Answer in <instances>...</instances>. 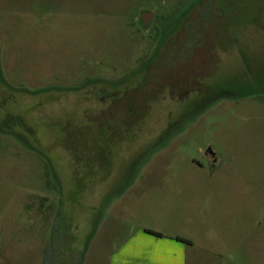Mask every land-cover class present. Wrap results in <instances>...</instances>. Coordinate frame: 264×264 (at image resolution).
I'll return each mask as SVG.
<instances>
[{
  "label": "rangeland",
  "instance_id": "1",
  "mask_svg": "<svg viewBox=\"0 0 264 264\" xmlns=\"http://www.w3.org/2000/svg\"><path fill=\"white\" fill-rule=\"evenodd\" d=\"M154 49L113 102L137 112L98 115L86 90L141 80ZM0 120V264H107L140 228L187 264H264V0H0Z\"/></svg>",
  "mask_w": 264,
  "mask_h": 264
},
{
  "label": "flooded vegetation",
  "instance_id": "2",
  "mask_svg": "<svg viewBox=\"0 0 264 264\" xmlns=\"http://www.w3.org/2000/svg\"><path fill=\"white\" fill-rule=\"evenodd\" d=\"M139 19V23L142 27H147L151 24L153 18L151 19V21L148 23V25L144 24L141 22V19ZM199 30V29H197ZM185 46H180V49H176V47L171 50L168 51L167 54H165V59L164 61L161 63H165L167 65H170L171 63L173 64H177V63H182L183 61H185L186 57H184V53L187 55V50H185ZM160 53V49L157 50H153L149 55H148V60L147 63L149 64V66H147V72L144 76H142V78L138 77V79L140 78L141 80L137 81L134 84H130L131 86H129L128 84H126V80L125 77H121L120 79L114 80V81H109V80H105V79H99L100 81V85L99 87H97L94 91L91 90H86V92L84 93L85 98H89V99H94L98 102H106L109 101L108 105L105 108H101L100 111L97 112L98 115H102V116H115L117 117H123V116H128L127 114H132L134 115V112H137L136 108H122V107H117L114 108L113 102L116 101L118 103H120L119 105L123 104V94L125 90H129V89H135V88H139L141 84L144 83V81H146L147 79H150L152 76L150 77H146L147 74L152 73L153 71V67L152 64L157 62L158 56ZM168 59V60H167ZM173 59V60H171ZM171 61V62H170ZM160 62L158 61L157 64H159ZM145 69V71H146ZM138 69H135L131 72L130 75H132V78H136L138 75ZM195 80V79H194ZM196 83L198 84L199 82L197 80H195ZM171 83H180L181 86L179 88V90L181 91L180 94V99H183V96H186V92H183L185 87H187L188 84V78H180L179 80H175L172 81L171 78L167 77L165 78V80H163V85L161 87H157L154 90L156 91L157 89H166L167 92L171 95L175 92L171 91ZM154 88V86H153ZM198 92H202L201 87H197ZM208 89V86H207ZM207 89L203 90L202 94L204 93V95L206 94H210V91H208ZM154 94V92H153ZM152 94V95H153ZM151 98V96L149 97ZM185 98V97H184ZM4 116H10V121L11 124H9V126L4 127V132L13 137L14 139H16L17 141L21 142V141H25L27 139L26 134L28 129L30 130V127L27 125V123H25L21 118V115H14V114H6ZM131 119V118H130ZM17 121L19 123H21L22 125V129H20L19 131H14L15 128H17L18 126L16 125ZM119 123L114 122V120H112L111 118H105L104 121L102 122L101 126L99 127L100 131L104 132L105 134L108 131H112V128L115 127L117 130L119 127H123V125H126L128 122H130L131 120L128 119H118ZM0 124H3V120H0ZM15 124V125H13ZM19 128V127H18ZM26 128V129H25ZM28 128V129H27ZM25 129V134L23 133ZM22 130V131H21ZM206 154V159L207 162L210 164V166H213L214 168V163H216L217 161V156L215 155V153L208 147L205 151Z\"/></svg>",
  "mask_w": 264,
  "mask_h": 264
},
{
  "label": "crops",
  "instance_id": "3",
  "mask_svg": "<svg viewBox=\"0 0 264 264\" xmlns=\"http://www.w3.org/2000/svg\"><path fill=\"white\" fill-rule=\"evenodd\" d=\"M140 228L107 257V264H187V243L178 236L156 235Z\"/></svg>",
  "mask_w": 264,
  "mask_h": 264
},
{
  "label": "water",
  "instance_id": "4",
  "mask_svg": "<svg viewBox=\"0 0 264 264\" xmlns=\"http://www.w3.org/2000/svg\"><path fill=\"white\" fill-rule=\"evenodd\" d=\"M153 17V12L150 10H143L141 11L139 18L141 19V22L148 25V23L151 21Z\"/></svg>",
  "mask_w": 264,
  "mask_h": 264
},
{
  "label": "trees",
  "instance_id": "5",
  "mask_svg": "<svg viewBox=\"0 0 264 264\" xmlns=\"http://www.w3.org/2000/svg\"><path fill=\"white\" fill-rule=\"evenodd\" d=\"M147 231H148V232H151V233H153V234H156V235H161L160 233L155 232V231H152V230H148V229H147Z\"/></svg>",
  "mask_w": 264,
  "mask_h": 264
}]
</instances>
